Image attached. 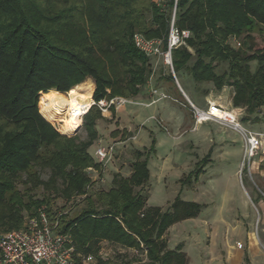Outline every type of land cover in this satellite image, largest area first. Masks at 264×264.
Returning <instances> with one entry per match:
<instances>
[{"label":"trees","instance_id":"trees-1","mask_svg":"<svg viewBox=\"0 0 264 264\" xmlns=\"http://www.w3.org/2000/svg\"><path fill=\"white\" fill-rule=\"evenodd\" d=\"M175 3L0 0L1 233L24 229L28 219L44 211L56 231L71 238L74 264L88 257L92 264H188L180 246L169 249L166 234L198 217L203 206L180 197L165 212L148 205L143 189L151 179L155 141L137 151L129 177L116 174L111 188L90 194L94 178L103 176L90 152L100 138L99 122L106 120L101 110L93 106L84 116L83 141L62 134L42 111L43 95L50 91L73 98L89 88L96 102L137 100L150 83L160 91L162 83H175L169 70L155 79L153 58L133 40L141 33L167 43ZM175 26L190 32L173 51L176 75L185 72L216 92L232 88V105L242 110V123L262 122L264 0H177ZM119 134L115 130L112 136ZM209 161L207 155L197 172L180 180L182 186L198 182ZM79 198L86 206L76 215L65 212L66 206L62 213L53 208L57 200L68 205ZM105 243L137 251L146 261L106 259Z\"/></svg>","mask_w":264,"mask_h":264},{"label":"rangeland","instance_id":"rangeland-1","mask_svg":"<svg viewBox=\"0 0 264 264\" xmlns=\"http://www.w3.org/2000/svg\"><path fill=\"white\" fill-rule=\"evenodd\" d=\"M161 1L163 0H154L157 3ZM258 42L262 43L260 39ZM153 61L157 72L155 79L159 72H163L166 76L169 75V68L161 60L153 58ZM177 79H179L182 88L191 101L198 107L207 109L208 103L203 90H214V87L207 89L208 84L196 83L185 72L179 73ZM92 85L95 92V86L93 83ZM169 88L170 94L177 98L179 102L169 100L164 103H172L176 110L173 112L178 111V114H186L188 119L186 125L176 131L163 121V112H157V108L127 105L125 112H127V116L129 114L132 116L131 120L128 119L131 128V131L128 132V129H123L127 119L124 118L123 122L120 111H116V114L111 112L110 115L104 117L106 120L99 122L100 138L94 146L117 143L116 156L108 168L103 170V176L94 178L96 183L89 191L90 194H94L101 189L108 190L112 187L116 174L129 177L132 173V164L137 159V151H145L155 141L156 152L149 160L151 179L143 189V194L149 198L148 205L150 207H160L165 212L172 206L175 199L180 197L185 201L195 202L203 206V211L198 217L175 224L169 229L166 234L169 249L173 250L180 246L188 258V264H227L230 260L229 243L233 241V244H235L239 240L233 237L232 230L230 231L226 226L227 223H234L233 221L240 216L246 219L245 216L248 215V221L255 223L253 233L257 236L258 221L256 219L258 213L255 206L248 199L245 191L248 186L243 181V176L251 182L255 177L251 176V168H248L247 165L243 167V155L241 159L240 156H237L235 143H229L231 146L228 148L229 155L226 157L225 143L220 141L221 137L224 138V133L218 134L214 130L212 135L205 133L204 131L208 125L198 130L193 108L185 96L182 95L176 82L170 85ZM61 96L67 100L71 99L69 94ZM141 103H144V101ZM43 107L44 100L42 111H44ZM232 108L233 105L230 106V109ZM47 118L53 122L62 134H68L64 131L59 119L52 118L50 115ZM244 126L249 127V125ZM119 127L122 129H118ZM115 130L120 132L118 137L112 136ZM123 132H126L127 136H123ZM74 135L69 134L67 136H77L81 141L87 139V133L83 129V120L80 129ZM135 136H137L136 141L131 140ZM178 136L181 137L178 139ZM198 136L203 137L199 140ZM237 136L240 135L237 134ZM242 143L240 136L239 148L242 147ZM94 151V149H91L90 152L94 155ZM209 152L212 153V158H210L212 161L204 168L198 182L190 187L182 186L180 179L192 172H197L199 169L198 163L202 162L206 155L210 154ZM238 163L240 166L237 168L238 173L236 179H234L231 172L226 171L231 169V166L236 167ZM245 168H247V171H244ZM243 172H247L246 175ZM65 206L67 207L65 212H69L72 216L84 209L86 202L84 199L79 198L68 205L63 200H57L53 203V208L57 213H62V208ZM235 229L238 230L237 227ZM0 234L3 233L0 232ZM102 256L113 262H116L118 256H127L131 260H145V256L137 251L126 250L107 243L102 246ZM240 260V263L246 264L249 259L245 256ZM84 264H89V262L85 260Z\"/></svg>","mask_w":264,"mask_h":264},{"label":"built area","instance_id":"built-area-1","mask_svg":"<svg viewBox=\"0 0 264 264\" xmlns=\"http://www.w3.org/2000/svg\"><path fill=\"white\" fill-rule=\"evenodd\" d=\"M176 10L177 0L172 13L167 43L160 39H147L141 33H136L133 40L136 48L146 56L161 60L169 68L174 79L178 81L173 65V51L185 44V40L190 37V32H180L176 28ZM236 46L239 47L240 44H236ZM149 88L151 96L154 98L153 104L170 99V96L153 87L151 83ZM126 105L150 106L136 100L114 98L99 102L94 100L92 107L97 106L103 116H108L113 108L119 110ZM190 105L193 108L197 126L213 122L241 136L243 141V167L247 165L248 168H251L262 148L264 134L253 132L243 125L241 121L242 110L229 109L213 101H208L207 109L199 108L192 102H190ZM90 109H87L82 115V120ZM116 146L117 144L96 147L94 156L103 170L108 168L114 161ZM56 228L57 225L51 223L47 214L41 211L38 216L27 220L24 229L0 234V264H74L75 249L72 246L73 242L70 237L59 234ZM238 247L242 248V244H238ZM86 262L92 264L94 259L88 257Z\"/></svg>","mask_w":264,"mask_h":264},{"label":"crops","instance_id":"crops-1","mask_svg":"<svg viewBox=\"0 0 264 264\" xmlns=\"http://www.w3.org/2000/svg\"><path fill=\"white\" fill-rule=\"evenodd\" d=\"M178 83L181 86L179 79H178ZM172 84L173 83H166L165 82V83H162V85L160 87L162 89V91H164L168 96H170V99L162 100V101H159V102H156L153 104L154 98L151 96L150 88L148 87V89H146L144 94L141 95L136 101H138V102L144 101L145 104L150 105V106H145V107H149L152 109L157 108L156 109L157 112H159V111L163 112V114H162L163 121H165L167 124L172 126L177 131L178 129H181L182 127H184L186 125L188 119L186 117V114H178L177 113L178 111L176 113L173 112L176 110H175V107L173 106L172 103H171L172 105L164 103L165 101H169V100L179 102V100L177 98H174L170 94V88L169 87ZM181 89L183 90L184 94L188 97V99L191 101L190 97L184 91L182 86H181ZM182 95H183V93H182ZM233 95H234L233 90H232V88H229V87H225L220 92H215L214 90H210L209 94H205L207 103H208V101H213V102H216L217 104H220V105H222L226 108H229V109H230V106H232ZM148 101H150V102H148ZM193 104L195 106H197L195 103H193ZM126 106H123L119 110H115V111L121 112V117H123V122H124V118L127 119L125 122L126 125L124 124L123 129H128V132H130L131 128H130V124H128V121H129L128 119L131 120L132 116H130V114H129L130 117L127 116V112H125ZM199 108H201V107H199ZM232 109L241 110V109H236L234 107ZM104 117H106V116H104ZM206 125H208V127H206L207 129H205V131H204L205 133H209L212 135L213 130L216 131L218 134H220L221 132H222V134L224 133L225 136H224V138L221 137L220 141L225 143V156L226 157H228V155H229V149L228 148H229V146H231V145H229V143H235L234 145L236 146V149H237V152H236L237 156L238 157L240 156L239 157L240 159L242 158L243 143H242V147L239 148L238 145H239V137L240 136H237L236 132H234L230 129H227V128L225 129L224 127H222L216 123H213V122H208V123H204L202 125H199L198 130H200L202 127H205ZM248 128L250 130H252L253 132L264 134V119L260 123H257L254 125L249 124ZM118 129H122V128L119 127ZM181 136H178V139ZM202 137L203 136H198L197 138L199 140H201ZM136 138H137V136L132 137L131 140L136 141ZM241 141H242V138H241ZM112 144H117V143H112ZM112 144H109V145H112ZM99 145H103V144H99ZM99 145H97V146H99ZM109 145H103V146H109ZM96 147L93 146L91 149L95 150ZM116 148H117V146H116ZM209 153H210L209 154L210 158H212V153L211 152H209ZM115 156H116V154H115ZM211 161H212V159H210L208 165L211 163ZM239 166H240L239 163H238V165L236 164V167L231 166V169H229L226 172H231V176H233V178L236 179V174L238 173L237 168H239ZM246 173L247 172H243L244 175H246ZM250 173H251V176L255 177V179H253L251 182L247 177L245 178L243 176V178H244L243 181L246 182L247 186H248L245 189L246 194L248 196V199L255 206V209L258 213V217L256 219L258 221L257 236L253 233V226L255 225V223H253L252 221L251 222L248 221L249 220L248 215L245 216L246 219L243 218L242 216H240L238 219H235V221H233L234 223H230V224L227 223L226 226L228 229H230V231L232 230L231 234L233 235V237L239 239L238 241H236L235 244H233V241H231L229 243L230 260H228L227 264H242V263H240L241 262L240 258L245 257V256L247 257V259H249L246 262V264H264V138L262 139V148L259 151L258 156L255 158V160L251 166V172ZM236 227L238 228V230L235 229ZM233 230H234V232H233ZM238 244H242V248H238L237 247ZM244 246H245V249H244Z\"/></svg>","mask_w":264,"mask_h":264},{"label":"bare ground","instance_id":"bare-ground-1","mask_svg":"<svg viewBox=\"0 0 264 264\" xmlns=\"http://www.w3.org/2000/svg\"><path fill=\"white\" fill-rule=\"evenodd\" d=\"M44 114L57 118L63 129L69 134H75L82 125V115L92 107L94 100L89 88H84L73 98L67 100L54 91L43 95Z\"/></svg>","mask_w":264,"mask_h":264},{"label":"water","instance_id":"water-1","mask_svg":"<svg viewBox=\"0 0 264 264\" xmlns=\"http://www.w3.org/2000/svg\"><path fill=\"white\" fill-rule=\"evenodd\" d=\"M175 82H176V84L178 85V87H179V89L181 90V92L183 93V95L185 96V98L187 99V101L190 103L191 101L188 99V97L184 94V92H183V90L181 89V86H180V84L178 83V81H176L175 80ZM78 132V131H77ZM77 132L75 133V135L77 134ZM74 135V136H75ZM67 136V135H66ZM68 137H72V136H68Z\"/></svg>","mask_w":264,"mask_h":264}]
</instances>
